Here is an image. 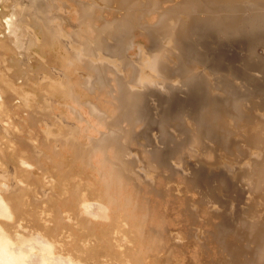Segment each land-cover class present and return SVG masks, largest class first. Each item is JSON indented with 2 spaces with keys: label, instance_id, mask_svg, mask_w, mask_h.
<instances>
[{
  "label": "rangeland",
  "instance_id": "1",
  "mask_svg": "<svg viewBox=\"0 0 264 264\" xmlns=\"http://www.w3.org/2000/svg\"><path fill=\"white\" fill-rule=\"evenodd\" d=\"M118 1L0 4V18L28 12L19 38H51L31 53L0 41V197L14 201L0 228L18 246L10 252L40 233L45 246L24 238L37 262L21 254L19 264H51L50 255L59 264H248L258 242L247 228L264 224V0H196L191 12L182 0ZM82 5L97 8L94 25ZM127 15L129 42L84 47ZM161 16L189 17L178 47L174 34L148 31ZM154 54L157 69H145L154 82L141 83L139 62ZM232 246L244 249L236 261Z\"/></svg>",
  "mask_w": 264,
  "mask_h": 264
},
{
  "label": "bare ground",
  "instance_id": "2",
  "mask_svg": "<svg viewBox=\"0 0 264 264\" xmlns=\"http://www.w3.org/2000/svg\"><path fill=\"white\" fill-rule=\"evenodd\" d=\"M4 0H0V4H1V2H3ZM13 1V3L16 5L18 2H19V0H12ZM98 2V1H97ZM115 2V1H114ZM140 4H141V0H119L118 1V6L119 7H123L124 8V5H127V6H130V5H135V6H137V9L138 8H142L141 6H140ZM148 5H152V6H155L154 4H152L151 2H149L148 3ZM178 5H180V8H181V10L183 9L184 10V12H191V11H195L196 10V7H197V2H196V0H182L181 1V3H179ZM82 8H83V16H84V18H85V20L86 21H88L89 22V25H91L95 20H96V18H97V8L96 7H94V5L93 6H90V5H87V7L86 6H83L82 5ZM195 8V10H193ZM15 9H17V10H15L14 12H11V13H9V14H4L3 16H1V18H0V27H3V32H1L0 33V41H2L3 39L2 38H5V39H11L12 41H13V43H14V45L16 46H21V47H24L25 46V49L26 50H29L30 48H31V46L32 45H34V43H45V42H47L48 40H51V38L50 37H46V35H50V32H48L47 30L44 32L43 31V33H44V37L45 38H39V35H34V36H32V37H30V38H26L25 36H24V34H23V37L21 36L20 38H19V33H21V32H23V31H21V28L25 25V21H24V15L25 16H28V12L27 13H25L24 12V9H18L17 7L15 8ZM132 11H134V10H132ZM136 16V15H135ZM160 22H159V24L154 28V29H148V31H151L152 33H154V32H158V33H163V34H174V37L172 38V39H170L169 40V44H170V46L172 45V48H174L175 46H177L178 47V44L180 45V42H179V40L182 38V36H185V31H186V28H185V24L187 23V21L188 20H190L189 19V17H175L174 19H166L164 16H161L160 17ZM97 21V20H96ZM95 21V22H96ZM133 21H134V19L132 18V17H128V15L125 17L124 16V18L123 19H121V20H116V22L115 21H113V22H111V21H109V22H107V23H105V26H106V33H105V35L103 36V34L101 35V30L99 29V30H97V34H98V37H97V41H93V38H92V40H89L88 39V41H86V42H84V47H86L87 49H88V47H91V46H93V48L94 49H97V48H101V45L103 44V43H106V41L109 39V38H114L116 41L117 40H119V39H126V41L127 42H129L130 41V34L133 32L132 30H133V28H134V25H133ZM192 21H194V19H193V17H192ZM93 25H94V23H93ZM137 26V25H136ZM93 31H94V29H93ZM93 42H94V44H93ZM108 45H110L109 43H107ZM22 45H24V46H22ZM169 47V46H168ZM92 48V50H94ZM143 48V47H142ZM141 48V49H142ZM180 48V47H179ZM84 51V50H83ZM143 52H146V50H142ZM76 52V55L78 54L77 53V51H75ZM148 52V51H147ZM148 53H150V52H148ZM152 53V52H151ZM80 54V53H79ZM161 54V53H160ZM74 55V54H73ZM75 55V57H77ZM92 55V54H91ZM84 56V55H83ZM87 56V55H86ZM145 57V56H144ZM160 57V55L159 54H154V55H152L151 56V58H147L146 59V61H144L143 60V62L142 61H138L139 62V70L141 71V76H140V82L141 83H145V81L147 80V82L148 83H153L154 82V80H153V78H151L150 77V75L145 71V69H146V67L148 66V67H151L152 68V70H156L157 69V67H158V58ZM138 60V59H137ZM85 61V60H84ZM93 63H97V62H94V60H93ZM85 65L89 68H91L94 72H100V71H102L103 69V67L104 66H101V65H99V64H97V65H95V64H92L90 61L89 62H85ZM161 80V79H160ZM47 97H48V95H46ZM45 96V97H46ZM126 98V97H125ZM36 113V112H35ZM39 117V116H38ZM38 117H35L36 119L38 118ZM252 129V132H250L251 134L252 133H254L253 131H254V129H253V127H251ZM257 129V128H256ZM255 132H256V130H255ZM258 133V132H257ZM256 133V134H257ZM75 135V134H74ZM73 135V136H74ZM255 136V135H254ZM262 136V135H261ZM67 139H71V138H69V137H66ZM259 138H260V136H259ZM62 139H64V138H60L59 140H62ZM58 140V141H59ZM69 141H71V140H69ZM263 143V142H262ZM34 150H37L38 152H37V154H41L42 155V153H44V155L46 154L47 156L49 155V154H47L44 150H42V149H39L38 147H35V148H33V151ZM50 161L51 162H54V163H57L58 162V160L56 159V157H51V159H50ZM23 165L24 166H26V167H29V168H33V166H32V164L29 162V161H27V160H23ZM1 176H3V175H1ZM0 176V177H1ZM264 176V175H263ZM260 185H263V183L262 184H260ZM14 187V186H13ZM13 187H10L9 189H11L12 191H13ZM262 186H260V188H261ZM0 188H2L1 186H0ZM259 189V188H258ZM14 190H16V189H14ZM2 191V190H1ZM17 191V190H16ZM9 192H10V190H9ZM14 193V192H13ZM2 194V193H1ZM9 194V193H8ZM17 196V195H16ZM19 196V195H18ZM5 197V196H4ZM9 197V196H8ZM11 200H13V197H11ZM17 200V199H16ZM12 202H14V201H9V200H6L5 201V199H3L2 197H0V215H5V216H3V217H7V218H10V217H8L9 216V214L8 213H10V211L8 210V208H7V206H9V204L10 203H12ZM94 204H97V202L96 203H94ZM18 208V207H17ZM10 209V208H9ZM93 211V210H92ZM88 212H90V213H92L91 211H88ZM95 214V213H94ZM8 215V216H7ZM31 216V215H30ZM1 217V216H0ZM256 217H259V215H257L256 213H255V215H254V219L256 218ZM11 219L13 220V218L11 217ZM20 219V218H19ZM31 219V218H30ZM37 219V218H36ZM42 219H44V218H42ZM255 221V220H254ZM47 222H48V220H47ZM46 222V220H45V223H47ZM22 223V222H21ZM40 223H41V221H40ZM260 223V222H259ZM259 223H257L258 225H256V224H254L253 226L252 225H250V227H248L247 229H249V230H247L248 231V233H246V235L247 236H249V237H252V238H254V239H256L255 241H257L258 242V249L256 250L257 251V253L255 252V254L253 255L252 254V256H251V258H247V260L246 261H248L250 264H263L264 263V224H259ZM20 224V223H19ZM252 224V223H251ZM23 225V224H22ZM28 225V224H27ZM18 226V225H17ZM20 226V225H19ZM32 226V225H31ZM46 226V225H45ZM25 227V226H24ZM2 228V227H1ZM1 228H0V264H19V259H21V254H23V252H24V254H25V252H26V248H25V245H26V243L27 242H24L25 241V239H26V237L27 236H23L24 238H22L20 241L21 242H23V243H25V244H23L22 243V245L24 246V248L21 246V245H19L20 246V248H23V250L25 249V251H23L22 249H21V251H20V255L19 254H17L18 253V250L15 248V247H18V246H14L16 243L15 242H13V244H11L10 243V241H9V238L8 237H5V236H7V235H5V232H4V235H3V229L1 230ZM21 228H23L22 226H21ZM54 228H55V226H54ZM57 228V227H56ZM38 229V228H37ZM57 230V229H56ZM37 231V230H36ZM35 231V232H36ZM17 232V231H16ZM35 232H34V234H35ZM39 232H40V230H39ZM61 232V231H60ZM242 234H244V232L243 231H240ZM7 233V232H6ZM18 233V232H17ZM15 234V233H14ZM19 234V233H18ZM240 234V233H239ZM36 235V234H35ZM35 235H31V238L32 239H30V237H27V239H28V243L27 244H30V242L29 241H32L33 239H34V237H35V239H34V241H33V243H37V244H39V242L40 241H38V239L39 240H44V238H41L40 237V233L38 234V236H37V238H36V236ZM241 235V234H240ZM19 236V235H18ZM17 236V237H18ZM43 236V235H42ZM6 238H8V239H6ZM20 238V237H19ZM247 238V237H246ZM26 239V240H27ZM37 239V241L38 242H36L35 240ZM10 240H12L11 238H10ZM17 240V239H16ZM15 240V241H16ZM250 240V239H249ZM40 242V243H42V245H44L45 246V244H43V242ZM18 243V242H17ZM44 243H46V242H44ZM32 244V243H31ZM30 244V245H31ZM10 245H13V247H10ZM18 245V244H17ZM33 245V244H32ZM31 245V246H32ZM34 246V245H33ZM27 247V246H26ZM40 247V246H39ZM10 248H15V250H17L16 252H15V250H14V252L13 253H11L10 252ZM28 248V250H30L29 249V246L27 247ZM35 248V247H34ZM37 248V247H36ZM47 248V247H46ZM46 248H44L45 250H46ZM230 248V253H231V257H232V259L234 260V261H236V260H238V258H240L241 257V255H243V252H244V249H240V248H235V247H229ZM43 249V248H42ZM174 249V248H173ZM92 251V250H91ZM125 251V250H124ZM124 251H123V253H124ZM29 252V251H28ZM260 252H262L263 253V255H261L260 254ZM16 253V254H15ZM30 253V252H29ZM29 253H26V254H28V255H24L22 258H23V260L25 259L26 260V258L28 259V257L32 254H30L29 255ZM95 253V252H94ZM106 253V252H105ZM98 254V253H97ZM168 254V253H167ZM17 255H19V256H17ZM34 255V254H33ZM88 255V254H87ZM101 255V254H100ZM25 256H27L26 258H25ZM32 256V255H31ZM30 256V257H31ZM51 256V255H50ZM50 256H49V259L52 261L53 260V258H54V263L55 264H59V261L57 260V258L56 257H53V255H52V259L50 258ZM95 256H96V254H95ZM17 257H18V259H17ZM29 257V258H30ZM33 257V256H32ZM32 257L30 258L31 260H29V262L28 263H30L31 261H32ZM35 257V256H34ZM41 257H42V255H41ZM40 257V258H41ZM46 257H48V255L47 256H45V258ZM94 257V256H93ZM243 257V256H242ZM36 258V257H35ZM35 258L33 259V260H35ZM42 258H44V257H42ZM41 258V259H42ZM44 258V259H45ZM56 258V259H55ZM100 258V257H99ZM41 259H40V262H41ZM43 259V260H44ZM79 258H77V260H78ZM120 259V258H119ZM123 259V258H122ZM242 259V258H241ZM22 260V259H21ZM21 260H20V263L22 264L24 261H22L21 262ZM38 260H39V257H38ZM42 260V261H43ZM47 260V259H46ZM45 260V261H46ZM56 260V261H55ZM44 261V263H46L47 261H49V260H47L46 262ZM50 261V263L51 264H53L52 262ZM58 261V262H57ZM68 261V260H67ZM70 261H71V263H70ZM70 261H68L70 264H77V263H75L74 262V260L72 261V260H70ZM79 261V260H78ZM91 261V260H90ZM25 262H27V260L25 261ZM25 262H24V264H25ZM32 262H37V261H32ZM31 262V263H32ZM57 262V263H56ZM74 262V263H73ZM43 263V264H44ZM86 263V262H85ZM88 263V262H87ZM119 263V262H118ZM248 263V264H249ZM39 264V263H38ZM46 264H48V263H46ZM61 264V263H60ZM123 264V263H122Z\"/></svg>",
  "mask_w": 264,
  "mask_h": 264
},
{
  "label": "crops",
  "instance_id": "3",
  "mask_svg": "<svg viewBox=\"0 0 264 264\" xmlns=\"http://www.w3.org/2000/svg\"><path fill=\"white\" fill-rule=\"evenodd\" d=\"M21 51H23V52H29L30 51V53H31V51H32V49L31 50H26L24 47L21 49Z\"/></svg>",
  "mask_w": 264,
  "mask_h": 264
}]
</instances>
